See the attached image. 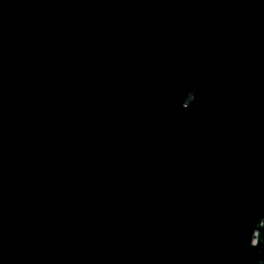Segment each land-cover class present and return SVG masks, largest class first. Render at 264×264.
Listing matches in <instances>:
<instances>
[{
    "label": "water",
    "instance_id": "1",
    "mask_svg": "<svg viewBox=\"0 0 264 264\" xmlns=\"http://www.w3.org/2000/svg\"><path fill=\"white\" fill-rule=\"evenodd\" d=\"M0 264H264V0H0Z\"/></svg>",
    "mask_w": 264,
    "mask_h": 264
}]
</instances>
